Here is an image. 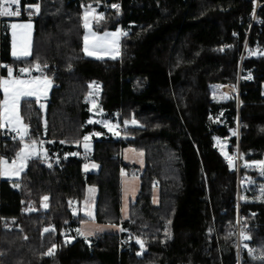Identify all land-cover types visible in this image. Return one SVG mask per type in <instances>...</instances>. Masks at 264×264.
I'll return each mask as SVG.
<instances>
[{"label":"trees","instance_id":"obj_1","mask_svg":"<svg viewBox=\"0 0 264 264\" xmlns=\"http://www.w3.org/2000/svg\"><path fill=\"white\" fill-rule=\"evenodd\" d=\"M255 1L19 0L23 15L34 13L31 55L12 56L8 25L28 17L3 18L0 74L38 63L56 76L43 108L35 98L20 102L28 139L47 155L26 161L17 180L0 177V264H264V197L240 185L261 172L243 165L264 161V0ZM36 4L38 14L29 10ZM86 5L103 14L95 30L123 31L118 57L84 54ZM217 84L237 93L225 98ZM90 91L100 120H90ZM215 138L239 155L236 164ZM21 145L3 140L0 151L14 157ZM124 146L143 152L141 171L122 162ZM125 169L138 174L139 189L122 219ZM89 187L93 220L118 232H77ZM242 229L250 239H238Z\"/></svg>","mask_w":264,"mask_h":264},{"label":"snow or ice","instance_id":"obj_2","mask_svg":"<svg viewBox=\"0 0 264 264\" xmlns=\"http://www.w3.org/2000/svg\"><path fill=\"white\" fill-rule=\"evenodd\" d=\"M113 7L118 8V5H113ZM35 13H39L40 6L39 4H36L34 6H30V11L33 10ZM89 9H92V12L95 11L92 5H88L85 8L84 14H83V27L87 30L84 35V52L87 55H94L97 50L100 49H106L107 45L109 43L115 44L119 33H105L103 37H99L96 35V33L91 31V23L95 21L96 23H99L100 20L103 19V14H100L99 16L92 15L89 12ZM21 15V9L19 7V0H0V17H12V16H19ZM11 27L15 30L17 28L26 29L28 31H25L22 33V42L20 48L17 50L15 39H14V45H13V56L16 57H27L31 55V28L32 25L24 24V25H17L12 24ZM126 35V33H124ZM13 36L15 38L16 32H13ZM91 37V39H90ZM109 37H111V41H109ZM91 49V50H90ZM35 67L37 69H40V64H36ZM44 67H47V65H44ZM20 73H30L31 69L29 68H21ZM51 80L48 79L46 76L43 77V79L40 78H33V79H19L13 76V70H8V78L0 79V88H2L4 93V100L0 102V128L11 126V129L13 132L16 133V136L13 137V139H19L21 143L23 144V147L20 148V150L16 153V159L12 161V164L9 165L7 161L0 158V175H13L18 176L23 170L26 161L31 159L33 156L38 157L39 156V150L37 148L38 142L33 140L31 144L23 143L26 136H28L29 132V126L25 123H23V118L20 115V102L23 97H35L37 101L39 102L41 95H44L46 97L47 95V88L51 87ZM92 84H89V88H92ZM87 98V97H86ZM41 108L44 107L43 104L40 105ZM90 123L92 121H89ZM105 126L109 128V130H112L113 125L108 124L105 122ZM118 135V133H116ZM235 135V133H233ZM84 148L87 151L89 148V136H84ZM42 145V141L39 142ZM63 143V141H61ZM44 155L46 156L47 153L45 152ZM73 155H76V153H73ZM140 156H143V153H140ZM229 161V165L233 166V160L232 157H227ZM260 166L261 173L264 174V161L255 162ZM95 167V165H93ZM244 167H252L251 164H245ZM87 169V166H86ZM122 175H124L122 171ZM154 187H156V182H154ZM94 191V189L89 190ZM262 192H264V189H262ZM44 201L48 200V197L43 198ZM153 203H157V200L154 198ZM44 207L47 208V204H44ZM84 215L88 216L89 218L94 219V214L91 210H89L87 203L85 204L84 208ZM53 229H45V232L52 231ZM121 231H124V229H120ZM166 234L170 236V232L167 231V228L165 229ZM77 232L79 235L84 236L87 238L88 236L92 235V232H84L80 229H77ZM241 240H247L250 239L245 233V231L242 229L240 232ZM136 243L140 245V248L143 250L145 247L144 241L140 238L136 239ZM247 245H245L246 247ZM55 249V245H53L52 248L48 250L47 255H52L53 251ZM252 251L251 249L249 250ZM141 253H138V255Z\"/></svg>","mask_w":264,"mask_h":264},{"label":"rangeland","instance_id":"obj_3","mask_svg":"<svg viewBox=\"0 0 264 264\" xmlns=\"http://www.w3.org/2000/svg\"><path fill=\"white\" fill-rule=\"evenodd\" d=\"M87 6L88 5L84 6V8H83V10L81 12L82 25L84 24V21H83L82 17H83L85 8ZM93 8L95 9L94 12H92V9H89V12L92 15L99 16L100 14H102L101 12L98 11L96 6H93ZM33 11H34V9H33ZM36 14H38V13H36ZM29 23L32 25V28L30 30V32H31L30 39H32L33 21H32L31 18H26V19H23V20H10L9 21L8 25H9V33H10V37H11V54H12V56H13V50H14L13 49L14 39H15L16 48L18 50L20 48L21 42H22V33H24L25 31H28V30L21 29V28H17V29L14 30L11 27V25L12 24L24 25V24H29ZM90 27H91V31L96 33V35L99 36V37H103L105 33H119L120 35L118 36V39H117V41H116V43L114 45L109 43L107 45L106 49L97 50L94 55H87L84 52V50H83L84 49V35H85L87 30L83 27L82 50H83L84 54L86 56H90V57H93V58H115V57H118L120 55V49H121V44L120 43H121V37H122L123 31L120 30V28L112 29V30H105V31H97V30H95L93 28L92 23H91ZM14 31L16 32L15 38L13 36V32ZM90 39H91V37H90ZM111 39L112 38L109 37V41H111ZM30 51H31V48H30ZM14 57H16V56H14ZM22 68H27V67H22ZM33 68H35V67H33ZM9 69H12V68L8 67V70ZM38 70L40 71V73H41L40 75H42V76L46 73V72H43L41 69H38ZM43 70L45 71L46 68L44 67ZM47 74H49V73L47 72ZM19 75H24V73H21ZM14 77L19 78V79H26V78H23V77H17V76H14ZM5 78H8V76L4 77L2 79H5ZM40 79H43V78H40ZM51 82H52L51 83V87H52L53 81L51 80ZM51 87L47 88L46 97L44 95H41L40 100H39L41 104H44V100L47 99V97L49 96ZM262 89H263V95H264V84H262ZM214 92L220 94L221 96H223L225 98L228 97V95L231 94V93H237V91L231 85H221V84L214 85ZM95 96H96L95 93H93L92 91H90V93L88 94V100H89V104H90V109H91V112H92L93 115H95L94 113L98 112V110L96 108V102H95V99H94ZM23 98H25V97H23ZM30 98H35V97H30ZM3 100H4V93H3L2 88H0V102H2ZM23 123H24V121H23ZM110 125L116 126L114 124H110ZM3 129H7V130H11L12 131L11 126L4 127ZM31 142L32 141H30L28 139V136H26L23 143L31 144ZM81 142H82V140H81ZM215 143H216L217 148L221 151V153L226 158L227 157H232L233 164L237 163V161L239 159V155H237V154L234 155V154H231V153H229L227 151V143H226L225 140H221L219 138H215ZM21 147H23V144L21 145ZM37 148L39 150V156L44 157L45 156L44 155L45 149L42 147V145L40 143L37 144ZM14 159H16V156H14V158H11V159L4 158V160L7 161V163L9 165L12 164V161ZM247 164H251L252 165V167H246L247 169H254V170L258 169V170H261L260 166L257 163H253V164L252 163H247ZM1 176L9 178L10 180L14 181V180H17L19 178L20 174L18 176H13V175H1ZM263 176H264V174L259 172V175L257 177L256 176H251L248 180H240V185L243 186L245 188V190H247L248 192H251L252 194H255L256 197L262 198V197H264V192H262V189H264V179H263L264 177ZM14 184H16V182H14ZM90 189H94V191L90 192L89 191ZM94 195H95V188L94 187H89L88 190H87V196H86V199H85V203H87V205H89L91 199L92 200L94 199ZM91 205H92V203H91ZM88 208H89V206H88ZM91 211L93 212V208L92 207H91ZM237 237H239V239L241 240V237L239 236V232H237Z\"/></svg>","mask_w":264,"mask_h":264},{"label":"crops","instance_id":"obj_4","mask_svg":"<svg viewBox=\"0 0 264 264\" xmlns=\"http://www.w3.org/2000/svg\"><path fill=\"white\" fill-rule=\"evenodd\" d=\"M13 69V68H12ZM21 68H18L16 70L13 69V73L17 74L20 77L26 78V79H33V78H43L42 75H40V71L35 68H29L31 69L30 73H24V75H19ZM8 76V71H7ZM6 76V77H7ZM46 100V99H45ZM95 115L90 116V120H100L101 115L99 112L94 113ZM109 130V128H107ZM93 141L89 140V148L88 150H91ZM81 146L84 148V141L81 142ZM85 149V148H84ZM140 153H143L140 150H136L131 146H124L121 150V158L122 162L130 167L136 166V168L139 169V171L142 170L143 164H144V154L143 156H140ZM14 157H8L7 159H11ZM95 165V167H93ZM87 166V169H86ZM84 168L88 171H96L98 166L96 163L92 161H87L84 164ZM124 175H122V171L120 173V187H121V197H120V210H121V218L125 219L128 217V207L132 200L137 195L138 189H139V177L138 174L135 172H132L131 170H123ZM1 176V175H0ZM3 179H9L6 177L1 176ZM88 190V189H87ZM94 201H95V195L94 199L90 201L89 203V210H91V207L94 211ZM92 203V205H91ZM85 201L84 204L79 208V212L84 215V208H85ZM87 218L82 219L78 225V229L84 232H92L93 234L88 236L91 237L96 233H104V232H118L119 226L112 223H100L93 218Z\"/></svg>","mask_w":264,"mask_h":264},{"label":"built area","instance_id":"obj_5","mask_svg":"<svg viewBox=\"0 0 264 264\" xmlns=\"http://www.w3.org/2000/svg\"><path fill=\"white\" fill-rule=\"evenodd\" d=\"M258 5H259V3H258V1L256 0V1L254 2V8H256ZM113 9L119 11V10H120V7H118V8L113 7ZM33 15H34L33 12H27V13H25L24 15H23V13L21 12V15H19V16H12V17H20V18H21L22 16H26V17H28V18H31ZM3 18H5V17H0V33H1V20H2ZM1 67H2V64L0 63V68H1ZM9 68H10V67H9ZM13 75H14V76H17V77H20V76H18V75L15 74V73H13ZM45 76H46L47 78H49V79L52 80V79L56 76V71H52V72L49 73V74L45 73V74L43 75V77H45ZM4 77H6V76H3V75L0 74V79H2V78H4ZM123 130H124V129H123L122 126H115V127H114V132H115V133H120V132H122ZM14 136H16V133H15V132H13V131H11V130H7V129L0 128V145L2 144V141H3V140H10V141H16V140H19L18 138H17V139H13ZM87 136H89V140L94 141V138L97 136V134L95 133L94 130H91ZM82 141H84V140L82 139ZM86 153H87V152L84 150V151L81 153V155H82V156H85ZM0 158L4 159V158H8V157H7L6 155H4V154L0 151ZM0 177H1V176H0ZM5 227H8V225L6 224ZM239 236H240V234H239ZM238 239H239V237H238Z\"/></svg>","mask_w":264,"mask_h":264}]
</instances>
